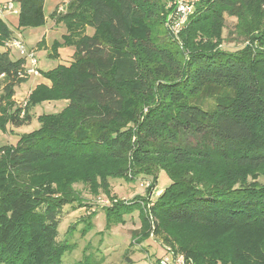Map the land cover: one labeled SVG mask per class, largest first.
Here are the masks:
<instances>
[{
	"label": "trees",
	"instance_id": "trees-1",
	"mask_svg": "<svg viewBox=\"0 0 264 264\" xmlns=\"http://www.w3.org/2000/svg\"><path fill=\"white\" fill-rule=\"evenodd\" d=\"M12 1L18 28L45 24L44 0ZM168 1L56 7L50 19L65 27L63 45L74 54L68 65L39 70L49 84H36L24 106L13 97L29 79L26 60L10 58L6 43L16 37L0 18V129L29 124V110L44 102H67L0 147V264H61L75 248L57 241V227L64 207L86 206L64 194L78 171L28 180L63 163L88 164L87 180L102 186L109 177L165 172L170 184L147 213L120 203L103 210L107 226L138 210L141 237L158 239L186 264H264V0H194L181 46L155 38ZM229 19L255 48L219 47ZM226 240L237 250L222 246Z\"/></svg>",
	"mask_w": 264,
	"mask_h": 264
},
{
	"label": "rangeland",
	"instance_id": "rangeland-1",
	"mask_svg": "<svg viewBox=\"0 0 264 264\" xmlns=\"http://www.w3.org/2000/svg\"><path fill=\"white\" fill-rule=\"evenodd\" d=\"M68 0H44L43 11L46 24L37 28H18L16 24L17 16L10 12L6 20L8 27L15 36L22 42L25 49H31L36 42L42 41L45 31L50 27L57 26L46 34V46L34 52L37 61V68L40 71L53 69L57 65H68L74 54V47L63 45V35L66 34L65 27L55 25L50 19V14L56 7L64 11V5ZM12 2L14 8L16 3L12 0H0L4 5ZM63 8V9H62ZM235 21L229 19L226 21L225 29L222 32L224 42L219 47L226 51H239L244 47H253L249 39L240 37L241 31L236 32L233 29ZM184 27V26H183ZM182 27V28H183ZM155 38L159 42L174 41L179 46V33L174 36L165 24H154ZM87 29L86 33L91 34ZM57 44L53 51L54 44ZM12 60L20 57L18 52L12 50L9 54ZM41 77L31 76L29 79L15 89L14 101L17 105L24 106L29 92L36 84L42 83ZM1 90V88H0ZM66 101H49L37 105L29 110V124L20 128L7 126L6 131L0 129V147L5 145H15L18 138L23 133L31 132L38 128L37 117L43 114H56L66 107ZM204 108L212 106L211 100L203 103ZM25 114V113H24ZM23 116V112L21 114ZM211 164L217 169L226 168V163L214 160ZM88 164H78L77 167L70 164L43 165L36 170L33 175L28 177L30 183L47 177H64L67 179L69 171H78L73 179L66 181L68 187L65 188L64 194L69 197L81 199L86 206L77 207L76 203L72 206H66L61 213V220L57 227V241L73 243L75 248L64 255L61 264H157L158 260L173 251L159 243L158 239L141 237V221L139 211L133 210L132 213L123 216V221L116 225L107 226L104 209H110L114 205L123 204L125 206L141 207L142 212L147 213L153 205V200L161 191L170 184L165 172H157L156 178L142 175L130 174L127 178L109 177L106 185L102 186L98 180H87L86 173L92 170L90 167L85 168ZM87 172H85L86 170ZM264 171V165L261 168ZM255 170L254 172H256ZM258 180L264 183V178ZM222 246H227L237 250V244L231 240L221 242ZM168 249L167 251L165 249ZM229 249V248H228ZM230 250V249H229ZM169 252V253H168ZM176 255L175 253H173Z\"/></svg>",
	"mask_w": 264,
	"mask_h": 264
},
{
	"label": "built area",
	"instance_id": "built-area-1",
	"mask_svg": "<svg viewBox=\"0 0 264 264\" xmlns=\"http://www.w3.org/2000/svg\"><path fill=\"white\" fill-rule=\"evenodd\" d=\"M167 9L169 10V13L166 17L165 26L173 33L174 36H177V33L182 29L188 17L194 11V0H169L167 3ZM5 12L18 14V9L14 8L12 2H7L4 5L0 4V18ZM6 48L15 50L21 57L25 58V74L28 77L39 76L37 61L35 59L34 53L27 51L18 38L7 42ZM165 250L167 251L168 249L166 248ZM157 264H186V262L183 256L169 253V255L159 259Z\"/></svg>",
	"mask_w": 264,
	"mask_h": 264
},
{
	"label": "crops",
	"instance_id": "crops-1",
	"mask_svg": "<svg viewBox=\"0 0 264 264\" xmlns=\"http://www.w3.org/2000/svg\"><path fill=\"white\" fill-rule=\"evenodd\" d=\"M15 3V2H14ZM17 5V4H16ZM17 8L16 9H18V6H16ZM13 15H16L17 16V14H13ZM9 18V16H8V13L7 12H5V13H3V15H2V17H1V19L7 24V22H6V20ZM6 19V20H5ZM54 23V22H53ZM16 24H17V20H16ZM45 24H46V21H45ZM8 26V25H7ZM57 26H53V28H56ZM52 27H50L48 30H46L45 31V36H44V38L42 39V41H38V42H36L35 43V45L33 46V48H31V49H28L27 51H31V52H36L38 49H40V47L42 46V48H44V46H46L47 44V40L45 39L46 38V34L48 33V31L50 30H52L53 29ZM10 29V28H9ZM14 34V33H13ZM14 36H15V34H14ZM16 37V36H15ZM17 38V37H16ZM38 71H39V69H38ZM39 78V77H38ZM42 83H44V84H46V85H48L49 83L47 82V81H45L44 80V82H42Z\"/></svg>",
	"mask_w": 264,
	"mask_h": 264
}]
</instances>
